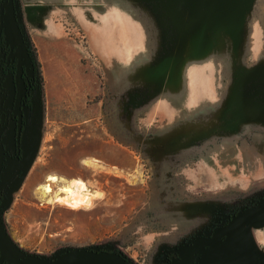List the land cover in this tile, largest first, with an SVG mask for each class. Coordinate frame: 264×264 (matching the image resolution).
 Segmentation results:
<instances>
[{"label": "rangeland", "instance_id": "1", "mask_svg": "<svg viewBox=\"0 0 264 264\" xmlns=\"http://www.w3.org/2000/svg\"><path fill=\"white\" fill-rule=\"evenodd\" d=\"M14 10L39 101L18 159L4 137L0 209L25 253L87 248L167 264L178 244L264 200L254 177L264 0H14ZM49 174L61 181L44 195ZM75 179L89 206L55 201ZM248 231L264 256V223Z\"/></svg>", "mask_w": 264, "mask_h": 264}, {"label": "water", "instance_id": "2", "mask_svg": "<svg viewBox=\"0 0 264 264\" xmlns=\"http://www.w3.org/2000/svg\"><path fill=\"white\" fill-rule=\"evenodd\" d=\"M0 32L4 41L24 50V42L16 22L11 0L0 5ZM13 54H17L16 51ZM2 152L0 150V165ZM264 220V200L258 205L242 207L234 211L223 224L214 227L208 235L194 236L191 242L174 248L171 264H191L195 254L196 264H264L251 241L248 227ZM12 264H131L115 251L69 249L52 258H43L24 251L7 234L0 213V262Z\"/></svg>", "mask_w": 264, "mask_h": 264}, {"label": "flooded vegetation", "instance_id": "3", "mask_svg": "<svg viewBox=\"0 0 264 264\" xmlns=\"http://www.w3.org/2000/svg\"><path fill=\"white\" fill-rule=\"evenodd\" d=\"M6 1L8 0H0V5L2 2ZM11 2L14 8V0H11ZM23 42L24 50L22 52H17L15 46L10 47L4 41V35L0 32V150L2 152L0 174L3 169L5 157L10 154L7 152L8 147L4 142V137L7 132L10 131L9 144L12 149L11 157L18 159L20 157V144L24 139L26 130L35 129V125L33 124L36 114L35 104L39 101L35 80L36 71L33 59L24 39ZM14 51H16L17 54H13ZM14 177L15 176H12V178ZM9 181L8 178L3 184L0 193L1 191L2 193L4 192ZM1 202L2 199L0 196V207ZM233 212L225 214L203 235H208L214 227L225 223ZM191 240H188L187 243L191 242ZM174 248L173 250L166 252L164 255L167 264H171V258L175 256ZM197 258L198 255L195 254L191 264H196ZM0 264L12 263L2 260Z\"/></svg>", "mask_w": 264, "mask_h": 264}, {"label": "bare ground", "instance_id": "4", "mask_svg": "<svg viewBox=\"0 0 264 264\" xmlns=\"http://www.w3.org/2000/svg\"><path fill=\"white\" fill-rule=\"evenodd\" d=\"M82 179H75L70 184H64L54 192L55 201L66 204L73 209L81 206H89L91 203V193L86 190ZM61 178L55 174H49L41 186V192L48 195L53 192V185L60 182ZM94 194V193H93Z\"/></svg>", "mask_w": 264, "mask_h": 264}, {"label": "crops", "instance_id": "5", "mask_svg": "<svg viewBox=\"0 0 264 264\" xmlns=\"http://www.w3.org/2000/svg\"><path fill=\"white\" fill-rule=\"evenodd\" d=\"M262 130H264V128H262ZM261 133H263V132H261ZM225 135L227 136V137H229V135H230V138H232V134L231 133H225ZM259 139V138H258ZM257 148L259 149V150H263L264 151V140H260L259 139V142H258V144H257ZM263 163H264V161H263ZM257 174V175H256ZM227 176V175H226ZM254 177H256V179L257 180H259V181H262V180H264V165H263V169H259V171H257L256 173H255V175H254ZM260 223H264V220L263 221H261V222H257V223H254V224H260ZM251 238V237H250ZM252 240V239H251Z\"/></svg>", "mask_w": 264, "mask_h": 264}]
</instances>
